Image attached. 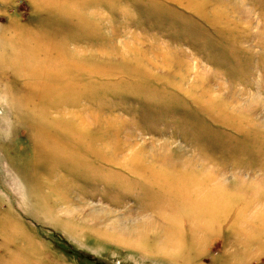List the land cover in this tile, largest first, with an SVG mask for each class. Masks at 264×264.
Returning a JSON list of instances; mask_svg holds the SVG:
<instances>
[{
	"label": "rangeland",
	"instance_id": "rangeland-1",
	"mask_svg": "<svg viewBox=\"0 0 264 264\" xmlns=\"http://www.w3.org/2000/svg\"><path fill=\"white\" fill-rule=\"evenodd\" d=\"M0 264H264V0H0Z\"/></svg>",
	"mask_w": 264,
	"mask_h": 264
}]
</instances>
